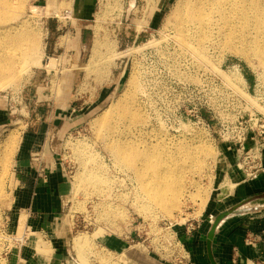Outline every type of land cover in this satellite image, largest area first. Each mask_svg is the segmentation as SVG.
Masks as SVG:
<instances>
[{
  "label": "rangeland",
  "instance_id": "1",
  "mask_svg": "<svg viewBox=\"0 0 264 264\" xmlns=\"http://www.w3.org/2000/svg\"><path fill=\"white\" fill-rule=\"evenodd\" d=\"M18 1L20 8L15 15L28 19V28H18L16 38L25 33L33 39L42 38L45 43L44 65L48 56L57 59L53 68L30 70L9 87L0 89V264L9 262L31 238L27 225H20L16 213L28 201L26 192L19 189L22 183L17 174L22 151L34 141L39 142L40 153H53L68 171L73 192L67 209V243L79 264H109L105 249L125 252L133 260L125 264H147L148 260L154 259L160 260L161 264L180 262L179 257H170L166 252L156 254L157 240L163 235V248L172 252L173 249L167 247V240L172 239L171 232L184 233L186 225L205 220L208 211L213 213L225 209L221 200L235 185H231L232 188L229 186L232 181L223 185L222 176L237 168L236 153L230 152L229 144L218 138L216 128H207L202 120L186 122V126L167 132L159 128L148 130L146 121L144 125L145 112L140 95L144 67L140 57L121 56L107 67H99L98 73L84 68L72 69L91 60L97 18L103 17L106 38L111 44L103 49V53H107L113 48L133 46L138 32L142 30L139 40L158 34L156 31L163 30L164 34L172 32L175 21L168 22L167 17L177 0H162L163 7L160 6L161 0H98L93 22L84 33L83 40L75 33L82 24L80 19L73 14L69 18L65 14L66 11L73 12V2L77 5L78 0ZM33 7L37 8V13L31 10ZM156 11L159 15L153 18L151 15ZM48 20L50 24L59 22V29L47 30ZM151 20L156 21L154 25ZM171 42L178 46L175 41ZM209 45L207 54L211 62L224 63L226 67L238 64L243 69L246 67L249 69V75H246L248 82L254 84L258 81L264 85V56L249 54L247 59L232 54L225 47ZM56 46L58 50L52 54ZM12 53L20 62L21 52ZM151 54L154 53H148ZM143 61L168 66L176 60L156 54L152 61L149 57ZM181 73L184 74L183 71ZM134 75H137L135 83L131 80ZM73 109L82 116L71 120ZM102 117L104 120L99 121ZM141 128H144L143 135ZM142 139L146 142H141ZM162 140L182 142L180 164L175 168L180 180L167 188V198L179 190L182 200L179 207L171 212H165L163 207L151 201L145 207H139L143 191L134 171L123 169L112 152L115 144L138 142L140 148H150L158 158L163 150L159 143ZM202 142L209 144L217 154L216 159L208 158L203 166L202 152H191L192 157L187 155L190 146L201 145ZM88 159L89 168L104 173L110 179V183H103L111 188L106 195L90 185L88 180L83 184L79 182L82 186H75L74 189L80 176L83 174L86 178L91 172L84 163ZM171 225L172 228H169ZM101 230L105 231V235L101 234ZM83 233L93 234V241L78 250L74 242Z\"/></svg>",
  "mask_w": 264,
  "mask_h": 264
},
{
  "label": "bare ground",
  "instance_id": "2",
  "mask_svg": "<svg viewBox=\"0 0 264 264\" xmlns=\"http://www.w3.org/2000/svg\"><path fill=\"white\" fill-rule=\"evenodd\" d=\"M132 6H134V3H132ZM19 8L20 3L18 0H0V89L9 87L30 70L42 67L53 68L57 59L55 56H48V62L44 65L45 43L42 38L33 39V36L26 33L16 38L18 28H28L26 23L28 19L25 20L24 17L15 15ZM31 10L37 13L36 7L31 8ZM173 20L175 21V27L172 32L164 34V31L161 30L160 35H155L156 37L154 36L153 39L157 41L171 38L181 48L191 50L195 57L203 62L212 63L207 54L209 44L225 47L232 54L247 59L250 58L249 54L264 56V0H177L167 17L168 22ZM8 33L11 34L5 36ZM106 36L107 31L101 16L96 19L91 60L80 67H72V69L84 68L98 73L99 67H107L119 57L132 55L139 50V44L136 43L133 47L113 48V50L103 53V49L111 45ZM3 45L11 46L3 48ZM16 51L21 52L20 62L16 61L13 56L12 52ZM136 76H132L131 79L134 83L136 82L135 78L137 79ZM232 77L241 78V74L233 71ZM112 107L113 105L110 106V109ZM102 120H104V117L99 121ZM145 121L147 127V119L144 115V125ZM141 129V134H145L144 128ZM114 136L116 135L114 134ZM143 141L146 142L145 139H142L141 142ZM159 143L163 147L161 154L158 155L160 163L157 156L149 150L150 148L142 149L138 142L124 141L115 144L112 152L117 163L123 169L134 171L133 174L143 191L141 192L142 205L139 207L143 208L151 201L163 207L165 212H171L174 208L179 207L182 200L179 190H175L171 198H167L169 195L167 193L169 189L167 188L175 181L180 180V175L175 172V168L180 164V154L182 153L180 145L182 142L174 143L171 140H162ZM189 149L188 157H192L191 152H202V166L207 163L208 158H217L213 148L205 142H202L201 145L190 146ZM84 163L87 168L91 167L89 159ZM88 171H91L89 175L84 178L85 176L82 174L74 184V189L75 186L78 188L88 180L90 185H93L103 194L106 195L109 190L111 192L109 185H103V183H110L107 175L98 172L94 168H89ZM231 185L234 186L235 183L230 182L229 186L232 188ZM24 223L25 218L22 217L20 225ZM100 232L105 235L104 230ZM91 235L93 234L83 233L77 236L74 242L75 247L78 250L86 248L87 243L93 241ZM33 237L36 238L37 242L41 240L39 239L40 234H34ZM105 250L108 251L109 264L133 262L125 252L116 253L108 249Z\"/></svg>",
  "mask_w": 264,
  "mask_h": 264
},
{
  "label": "crops",
  "instance_id": "3",
  "mask_svg": "<svg viewBox=\"0 0 264 264\" xmlns=\"http://www.w3.org/2000/svg\"><path fill=\"white\" fill-rule=\"evenodd\" d=\"M97 1L78 0L77 5L73 2L72 14L82 22L75 33L82 40L93 22ZM160 6H164L162 0ZM158 15L159 12L156 11L151 16L157 18ZM47 22L52 30L59 29V22ZM150 22L154 25L156 21ZM53 50L52 54H55L57 46ZM64 110L66 111V107ZM73 111L74 109L70 113L71 120L82 116V113ZM57 133L59 135V131ZM38 143L34 141L22 151L17 174L19 182L22 183L19 189L26 192L28 201L16 213L19 221L25 216L31 238L22 251L3 264H79L67 243V209L73 192L68 171L63 163L55 159L53 153H40ZM227 147L230 152H235L234 145L229 144ZM236 169L222 176L223 185L230 181L235 183L233 189L225 192V197L221 200L225 209L215 210L216 213L208 211L205 220L201 219V226L192 235L187 236L183 231L178 234L187 257L175 264H211L207 248L208 232L219 213L234 207L238 208L224 218L216 229L212 243L216 263L248 264L252 260H261L264 263V172L247 180ZM34 234H40L39 242L33 237ZM146 263L161 264L158 259L148 260Z\"/></svg>",
  "mask_w": 264,
  "mask_h": 264
},
{
  "label": "built area",
  "instance_id": "4",
  "mask_svg": "<svg viewBox=\"0 0 264 264\" xmlns=\"http://www.w3.org/2000/svg\"><path fill=\"white\" fill-rule=\"evenodd\" d=\"M65 14L70 18L72 12L66 11ZM46 24L49 30L48 22ZM143 31L138 32L134 43L139 44V50L132 55L140 57L139 60L144 63L140 95L147 127L167 132L186 126V122L202 120L207 128L217 129L222 142L234 145L236 167L244 179H253L264 172V85L258 81L250 84L239 64L226 67L224 63L203 62L191 50L172 45L171 41L175 40L171 38L155 41L153 38L160 35V31L139 40ZM149 52L154 54L148 55ZM156 54L167 55L176 61L168 66L143 61L148 57L152 61ZM233 71L240 73L241 78L232 77ZM195 223L186 225L184 234L192 235L202 221ZM171 235L167 247L173 251L163 248L164 236L160 235L155 253L161 255L160 252H166L170 257L184 260L187 252L182 240L175 231ZM248 264L264 263L252 260Z\"/></svg>",
  "mask_w": 264,
  "mask_h": 264
},
{
  "label": "water",
  "instance_id": "5",
  "mask_svg": "<svg viewBox=\"0 0 264 264\" xmlns=\"http://www.w3.org/2000/svg\"><path fill=\"white\" fill-rule=\"evenodd\" d=\"M238 207H234L225 211H222L221 213L218 214V216L215 218L209 232H208V239H207V248H208V254H209V258L211 261V264H217L215 261V258L213 256V251H212V243L215 237V233H216V229L218 227V225L220 224V222L226 218L227 216H229L231 213H233Z\"/></svg>",
  "mask_w": 264,
  "mask_h": 264
},
{
  "label": "trees",
  "instance_id": "6",
  "mask_svg": "<svg viewBox=\"0 0 264 264\" xmlns=\"http://www.w3.org/2000/svg\"><path fill=\"white\" fill-rule=\"evenodd\" d=\"M51 24H54V22H53V23L51 22ZM244 72H245V74H246L247 76L249 75V69H248V68L245 67V68H244Z\"/></svg>",
  "mask_w": 264,
  "mask_h": 264
}]
</instances>
